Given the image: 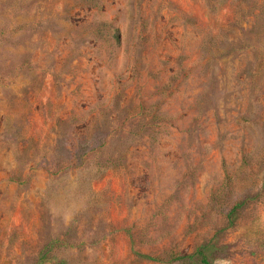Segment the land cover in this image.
I'll return each instance as SVG.
<instances>
[{"label":"rangeland","instance_id":"374dc122","mask_svg":"<svg viewBox=\"0 0 264 264\" xmlns=\"http://www.w3.org/2000/svg\"><path fill=\"white\" fill-rule=\"evenodd\" d=\"M263 241L264 0H0V264Z\"/></svg>","mask_w":264,"mask_h":264},{"label":"trees","instance_id":"16d2710c","mask_svg":"<svg viewBox=\"0 0 264 264\" xmlns=\"http://www.w3.org/2000/svg\"><path fill=\"white\" fill-rule=\"evenodd\" d=\"M245 201L239 202L237 203L233 209L231 210V212L229 213V222L231 224L234 223V220L236 219V215H237V211L238 209H242V207H244L245 205ZM57 243H60L59 241H55L54 244L56 245ZM264 245V241L262 242ZM211 248L212 245L210 243L208 244H203L201 246H199L195 252H193L192 254L186 255V256H178L176 259L178 260H187L189 262H192L193 264H212L209 260V255L211 252ZM135 253L137 255H139L140 257L149 259V260H154V261H158L160 258H155L153 256H149V255H145L142 254L140 252L135 251ZM48 254H42L38 261L37 264H46L48 261H50V258H48L47 256ZM58 264H66L65 261H61Z\"/></svg>","mask_w":264,"mask_h":264}]
</instances>
